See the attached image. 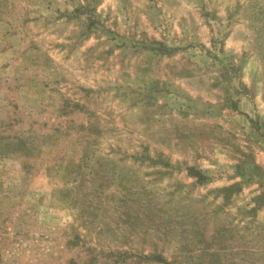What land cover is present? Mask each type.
Returning <instances> with one entry per match:
<instances>
[{"label": "rangeland", "instance_id": "1", "mask_svg": "<svg viewBox=\"0 0 264 264\" xmlns=\"http://www.w3.org/2000/svg\"><path fill=\"white\" fill-rule=\"evenodd\" d=\"M0 264H264V0H0Z\"/></svg>", "mask_w": 264, "mask_h": 264}, {"label": "trees", "instance_id": "2", "mask_svg": "<svg viewBox=\"0 0 264 264\" xmlns=\"http://www.w3.org/2000/svg\"><path fill=\"white\" fill-rule=\"evenodd\" d=\"M193 174H196L197 176H201V174L198 172V171H194V170H192L191 171Z\"/></svg>", "mask_w": 264, "mask_h": 264}]
</instances>
